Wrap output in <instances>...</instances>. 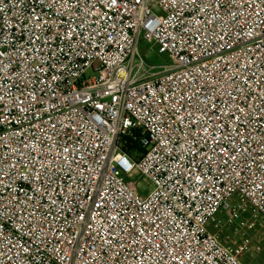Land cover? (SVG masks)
<instances>
[{
  "label": "built area",
  "instance_id": "1",
  "mask_svg": "<svg viewBox=\"0 0 264 264\" xmlns=\"http://www.w3.org/2000/svg\"><path fill=\"white\" fill-rule=\"evenodd\" d=\"M260 226L264 0H0V264H245Z\"/></svg>",
  "mask_w": 264,
  "mask_h": 264
},
{
  "label": "rangeland",
  "instance_id": "2",
  "mask_svg": "<svg viewBox=\"0 0 264 264\" xmlns=\"http://www.w3.org/2000/svg\"><path fill=\"white\" fill-rule=\"evenodd\" d=\"M138 53L140 56L144 57L146 62L153 66L158 68L157 70L160 71V67L162 65L170 64V59L166 54H159L157 47L153 44H148L147 42L141 41L138 47ZM156 70V71H157ZM134 180L138 181V188L140 190V193L145 196L147 195V191H150L153 189V186L150 185V183L144 178L140 177V173L138 170L134 172ZM228 232H222V235H226ZM256 235L261 236L264 238V227L260 226L258 227L254 233H252V236ZM255 244V243H254ZM245 264H264V252L255 255V257H252L250 255H247L244 259Z\"/></svg>",
  "mask_w": 264,
  "mask_h": 264
},
{
  "label": "trees",
  "instance_id": "3",
  "mask_svg": "<svg viewBox=\"0 0 264 264\" xmlns=\"http://www.w3.org/2000/svg\"><path fill=\"white\" fill-rule=\"evenodd\" d=\"M123 149L131 156L135 157L137 153L141 152V148L133 143L130 139L124 141Z\"/></svg>",
  "mask_w": 264,
  "mask_h": 264
}]
</instances>
